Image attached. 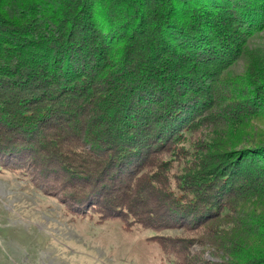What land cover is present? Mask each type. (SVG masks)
Listing matches in <instances>:
<instances>
[{
  "label": "trees",
  "instance_id": "16d2710c",
  "mask_svg": "<svg viewBox=\"0 0 264 264\" xmlns=\"http://www.w3.org/2000/svg\"><path fill=\"white\" fill-rule=\"evenodd\" d=\"M263 28L264 0H0V171L164 251L200 228L199 264H264V77L230 70Z\"/></svg>",
  "mask_w": 264,
  "mask_h": 264
},
{
  "label": "rangeland",
  "instance_id": "374dc122",
  "mask_svg": "<svg viewBox=\"0 0 264 264\" xmlns=\"http://www.w3.org/2000/svg\"><path fill=\"white\" fill-rule=\"evenodd\" d=\"M250 54L254 58L250 59L252 56ZM253 61L254 66L248 68ZM263 68L264 28L255 32L247 41L245 54L234 62L230 70L232 74L239 75L250 69L264 77ZM245 88L246 84L242 79L234 90L241 98L245 96L241 94ZM222 98H217L216 102H220ZM217 111L221 112L218 108ZM250 121L264 126V117ZM205 136L207 137V133ZM206 137L204 139L203 136L193 135L187 145H183L185 147L182 151L190 156L188 148L196 150L202 145L203 140L207 139ZM209 138H214L215 144L220 137L211 130ZM171 148L172 145L169 151ZM13 155V161L18 160L20 164L25 163L31 168L28 159H19ZM165 157L166 155L162 156V159ZM181 158L186 160L185 155ZM50 187H54L53 184L47 185L46 191ZM237 195L239 197L240 192ZM61 200L66 204L61 205L58 195L51 196L44 193V190L40 191L30 179L22 177L18 172L0 171V264H199L200 258L195 253L201 251L202 259L213 260L206 250L212 245L202 239L203 232H200V228L198 231L179 228L159 229V232L156 231L157 235H161L162 242L168 245L164 251L157 244L156 235L151 230L138 224H127L126 227L125 222L118 220L100 223L96 215L89 217L72 213L69 209V200L64 197ZM150 201L151 199L147 200ZM153 204L155 206L156 202ZM261 206L264 208V204ZM237 207L238 203L233 209L236 208L238 211ZM151 213L152 218H157V211ZM233 216L234 214L218 218L215 225L225 228L233 220L234 224L240 226L242 220L239 215L237 219ZM243 238L247 242H252L254 247L255 241L260 240L252 236ZM217 239L218 236H214L211 241L216 243ZM200 242L205 246H201ZM259 244V249L264 248V243Z\"/></svg>",
  "mask_w": 264,
  "mask_h": 264
}]
</instances>
